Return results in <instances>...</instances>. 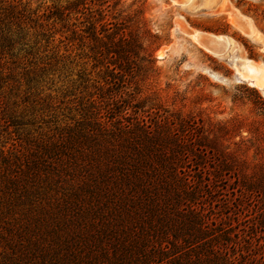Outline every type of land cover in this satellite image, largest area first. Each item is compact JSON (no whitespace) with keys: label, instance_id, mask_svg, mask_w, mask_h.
Returning a JSON list of instances; mask_svg holds the SVG:
<instances>
[{"label":"rangeland","instance_id":"rangeland-1","mask_svg":"<svg viewBox=\"0 0 264 264\" xmlns=\"http://www.w3.org/2000/svg\"><path fill=\"white\" fill-rule=\"evenodd\" d=\"M3 1L29 18L0 22L5 149L110 103L126 109L184 153L177 168L190 197L177 212L223 236L235 264H264V94L232 66L235 57L264 63V44L248 39L237 19L264 33V0H218L217 11L183 9L187 0ZM193 31L229 36L237 48L217 57Z\"/></svg>","mask_w":264,"mask_h":264},{"label":"trees","instance_id":"trees-1","mask_svg":"<svg viewBox=\"0 0 264 264\" xmlns=\"http://www.w3.org/2000/svg\"><path fill=\"white\" fill-rule=\"evenodd\" d=\"M4 3L1 24H26ZM111 105L19 148L0 134V264H235L223 236L177 212L190 194L173 136Z\"/></svg>","mask_w":264,"mask_h":264},{"label":"bare ground","instance_id":"bare-ground-1","mask_svg":"<svg viewBox=\"0 0 264 264\" xmlns=\"http://www.w3.org/2000/svg\"><path fill=\"white\" fill-rule=\"evenodd\" d=\"M219 1L225 2L226 5L227 3H229L227 0H219ZM217 2L218 0H187L185 3L181 4L180 6L183 9L189 8L192 10H196L197 7H205L210 11H217L218 9ZM237 14L235 13V15ZM237 19L239 20L241 25L239 29L243 28V34L247 36L248 39L264 44V37L258 33L259 31H256V28H254L253 24L250 22V19L249 20L248 18L242 19L240 17H237ZM233 24L236 23L233 22ZM204 35L210 37L216 43V48L214 50H211L210 48H207L205 46L215 56L226 59L232 57L231 54L236 50L237 44L231 37L217 36L212 34L209 35L207 33L197 32V31H193L191 32V34H189L192 40L200 43L204 41V38L202 39V36ZM232 66L236 70L237 79L239 81L249 83L252 87L262 91L264 94V63H256L244 57H235L234 60L232 61Z\"/></svg>","mask_w":264,"mask_h":264},{"label":"water","instance_id":"water-1","mask_svg":"<svg viewBox=\"0 0 264 264\" xmlns=\"http://www.w3.org/2000/svg\"><path fill=\"white\" fill-rule=\"evenodd\" d=\"M213 35H215V34H213ZM203 38H204V41L202 42V44L204 46H206L207 48H210L211 50H214L216 48V43L210 37H207L204 35V36H202V39Z\"/></svg>","mask_w":264,"mask_h":264},{"label":"crops","instance_id":"crops-1","mask_svg":"<svg viewBox=\"0 0 264 264\" xmlns=\"http://www.w3.org/2000/svg\"><path fill=\"white\" fill-rule=\"evenodd\" d=\"M253 26H254V28H256V31H259L258 33L264 37V33L262 31H260V29L255 24H253Z\"/></svg>","mask_w":264,"mask_h":264}]
</instances>
